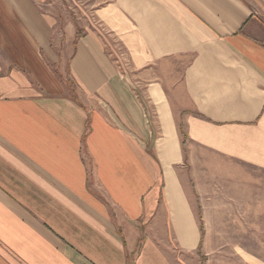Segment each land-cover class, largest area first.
<instances>
[{
    "label": "crops",
    "instance_id": "obj_1",
    "mask_svg": "<svg viewBox=\"0 0 264 264\" xmlns=\"http://www.w3.org/2000/svg\"><path fill=\"white\" fill-rule=\"evenodd\" d=\"M208 190L264 216V0H0V264H201Z\"/></svg>",
    "mask_w": 264,
    "mask_h": 264
},
{
    "label": "rangeland",
    "instance_id": "obj_2",
    "mask_svg": "<svg viewBox=\"0 0 264 264\" xmlns=\"http://www.w3.org/2000/svg\"><path fill=\"white\" fill-rule=\"evenodd\" d=\"M204 194L207 199L196 200L198 207L195 209L203 235L205 232L208 238L197 255H200L197 258L201 264L205 257H208L206 264H248L237 261L243 260L247 254L255 257L254 264H264V216H248L244 212L248 200L232 198L226 192L222 197L215 190H208ZM201 210H205L204 215H201ZM253 224L258 230L254 229Z\"/></svg>",
    "mask_w": 264,
    "mask_h": 264
},
{
    "label": "trees",
    "instance_id": "obj_3",
    "mask_svg": "<svg viewBox=\"0 0 264 264\" xmlns=\"http://www.w3.org/2000/svg\"><path fill=\"white\" fill-rule=\"evenodd\" d=\"M200 231H201V234H203V228H202V224L200 223Z\"/></svg>",
    "mask_w": 264,
    "mask_h": 264
}]
</instances>
